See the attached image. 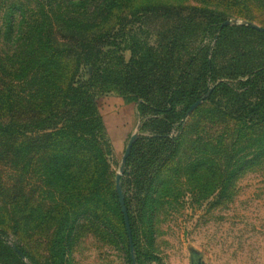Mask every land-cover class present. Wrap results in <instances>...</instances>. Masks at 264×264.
I'll return each instance as SVG.
<instances>
[{
    "label": "rangeland",
    "instance_id": "1",
    "mask_svg": "<svg viewBox=\"0 0 264 264\" xmlns=\"http://www.w3.org/2000/svg\"><path fill=\"white\" fill-rule=\"evenodd\" d=\"M12 2H0V26L5 19L4 8ZM144 2L159 4L160 8L157 12L144 10L145 5L139 7ZM192 7L207 8L220 14L222 20L235 21L234 28L225 31L216 46V28L207 31L209 17L200 15L202 9L196 11ZM179 11L181 17H177ZM126 12L131 18L118 27L116 42L123 50L114 48L117 55L111 58L113 66L121 56L130 60L139 54L137 43L146 54L151 48L162 56L173 48V60L169 61L168 54V64H158L161 73L172 74L174 82L184 75L187 62L193 64L181 91L188 98L194 88L197 93L205 91L203 81L197 79L206 50L216 46L218 75L203 94L202 104L191 111L192 115L177 120L170 131L171 136L181 134L179 125L183 123L188 125L186 141L200 136L209 141L208 164L196 168L188 141L176 156L166 147L160 151L147 145L144 156L152 159L146 162L147 158H142L130 168L133 183L128 196L138 250L146 257L142 264H192L200 260L208 264H264V160L235 175L228 184L227 172L240 163L229 161L227 155L241 157L244 146L236 144L238 126L228 117L212 114L213 110L229 112L242 108L240 100L247 105L262 102L264 77L256 93L241 97L220 90L207 100L210 91L225 78L264 67V34L236 28L246 22L264 27V0H138ZM164 12L173 17L166 20L162 17ZM2 32L0 27V42ZM89 72L91 68L82 70L80 81L88 79ZM154 92V98L161 97L158 89ZM97 93L105 126L100 136L116 180L130 138L135 133L150 136L152 131L142 129L141 100L121 93L116 85L109 91L100 83ZM252 150L247 148L248 153ZM16 152L12 161L0 156L4 162L0 166V229L10 234L8 240L0 242V264H130L121 214L112 207L90 219L80 216L70 249L66 254L59 251L54 246V229L57 223L74 218L76 214L70 213L80 207L76 196L79 200L81 169L76 167L73 176L57 188L58 182L45 175L41 153ZM201 158L206 162L205 157ZM208 165L214 168L210 170ZM137 172L142 179H149L142 188L136 182L140 180ZM56 204L62 214H46ZM17 244L28 251L32 261H20L12 253V245Z\"/></svg>",
    "mask_w": 264,
    "mask_h": 264
},
{
    "label": "trees",
    "instance_id": "2",
    "mask_svg": "<svg viewBox=\"0 0 264 264\" xmlns=\"http://www.w3.org/2000/svg\"><path fill=\"white\" fill-rule=\"evenodd\" d=\"M12 1L4 8L5 19L0 26L3 28V41L0 42V156L9 159L4 161H12L15 151L19 153L24 150L25 154L41 153L44 156L42 163L45 175L49 174L53 181L58 182L55 185L57 188L73 176L76 167L81 169L79 200L76 196V203L78 201L80 207L75 213H70L76 214L74 218H68L65 223H57L54 229V246L66 254L78 231L79 217L90 219L112 207L121 214L126 235L125 247L128 249L130 264H133L116 180L103 145L104 138L100 136L105 126L97 102V89L100 83L109 91L111 86L116 85L121 93L131 94L134 99L141 100L139 110L143 118L142 129L149 128L152 134L139 135L121 182L130 217L136 261L137 264H142L145 255L138 250L128 196L133 183L130 168L142 161V158H147L146 162L152 159L144 156L143 150L147 145L160 151L166 147L176 156L188 141L193 149L192 157H195L196 168L200 169L208 164L209 141L201 136L186 141L188 125L183 123L179 125L181 134L171 136L170 131L177 120H184L192 115L191 107L203 98L209 84L218 79L216 46L225 31L234 27L224 25L229 20H222V16L214 11L192 7L196 11L198 8L202 9L199 10L200 15L209 17L206 29L216 28L214 40H218L215 47H208L200 67L197 80L203 81L205 91L197 93L194 88L191 96L186 98L181 91L184 81L191 74L193 64L186 63L184 75L181 74L176 82L170 72L161 73L158 64L161 62L167 65L170 55L169 61L173 60V48H168L162 56L151 48V52L146 54L140 43H137L139 54L130 60L121 56L114 66L111 62L113 54L117 55L114 48L120 49L116 42L118 27H123L130 20L131 14L126 11L138 0ZM139 5H145L144 10L147 11L160 8L159 4L149 2ZM170 16L173 17V14H162L166 20H170ZM181 16V12H177V17ZM236 28L264 34L251 25ZM85 68H91L89 78L80 81ZM263 77L264 67L244 72L242 76L231 75L216 84L207 100H212L220 90L224 93L233 92L241 97L244 93H256ZM155 89L160 91L161 97L158 99L152 96ZM240 90L243 92L240 93ZM240 105L243 107L229 112H222L221 109L212 111L213 115L228 117L238 126L236 144H243V152H246H242L241 157L234 153L227 155L229 161L240 163L227 172L228 184L235 175L246 172L255 162L264 160V120L261 119L264 100L259 103L248 102V105L240 100ZM247 148L254 150L248 153ZM201 157H205L206 162ZM1 165L4 162L0 160ZM207 167L210 170L214 168L210 165ZM137 176L140 180L136 182L142 188L149 179H142L138 172ZM2 185L3 181L0 180V188ZM60 211L56 204L46 214H62ZM9 236L8 231L0 229V242L8 240ZM11 251L20 261L24 259L22 254L25 259L32 261L28 251L18 244L12 245Z\"/></svg>",
    "mask_w": 264,
    "mask_h": 264
},
{
    "label": "water",
    "instance_id": "3",
    "mask_svg": "<svg viewBox=\"0 0 264 264\" xmlns=\"http://www.w3.org/2000/svg\"><path fill=\"white\" fill-rule=\"evenodd\" d=\"M235 21H226L224 23V25H232L234 24ZM247 25H251L253 28H255L258 31H261L264 33V27L259 26L255 23L252 22H246ZM205 98L198 100L192 107H191V111H193L194 109H196L199 105L202 104V102L204 101ZM139 138V134L135 133L129 140V143L127 145L125 154L123 156L122 159V164L119 170V173L116 176V188L117 191L119 193L120 196V204L122 206V212L124 214V218H125V223L127 226V230H128V235H129V240H130V249H131V257L133 260V264H137L136 261V251H135V244L133 241V233H132V228H131V223H130V217H129V213H128V209L125 203V194H124V190H123V186H122V182H121V178L123 176V174L125 173L126 167H127V161L128 158L130 157L131 153H132V149L133 146L135 144V142L137 141V139ZM22 257L25 259V256L22 254Z\"/></svg>",
    "mask_w": 264,
    "mask_h": 264
},
{
    "label": "crops",
    "instance_id": "4",
    "mask_svg": "<svg viewBox=\"0 0 264 264\" xmlns=\"http://www.w3.org/2000/svg\"><path fill=\"white\" fill-rule=\"evenodd\" d=\"M192 264H208L207 261L205 260H200V261H193Z\"/></svg>",
    "mask_w": 264,
    "mask_h": 264
}]
</instances>
